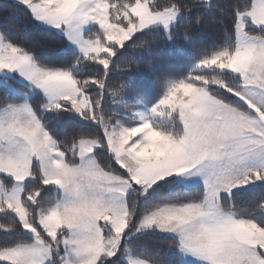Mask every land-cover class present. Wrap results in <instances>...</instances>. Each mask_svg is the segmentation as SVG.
Returning <instances> with one entry per match:
<instances>
[{
    "label": "snow or ice",
    "instance_id": "snow-or-ice-1",
    "mask_svg": "<svg viewBox=\"0 0 264 264\" xmlns=\"http://www.w3.org/2000/svg\"><path fill=\"white\" fill-rule=\"evenodd\" d=\"M4 11L0 264H264V0Z\"/></svg>",
    "mask_w": 264,
    "mask_h": 264
},
{
    "label": "trees",
    "instance_id": "trees-1",
    "mask_svg": "<svg viewBox=\"0 0 264 264\" xmlns=\"http://www.w3.org/2000/svg\"><path fill=\"white\" fill-rule=\"evenodd\" d=\"M11 2V0H0V28L9 29L14 36L21 41L30 40L37 50L45 55H54L57 52V48L62 45V41L59 38L48 37L36 32L28 25V30L25 31L26 21H17L13 16L8 15L4 9ZM204 38L207 40L215 39L216 36L211 24L206 25L204 29Z\"/></svg>",
    "mask_w": 264,
    "mask_h": 264
}]
</instances>
